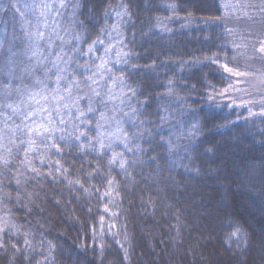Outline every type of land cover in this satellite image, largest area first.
<instances>
[{
    "label": "trees",
    "instance_id": "1",
    "mask_svg": "<svg viewBox=\"0 0 264 264\" xmlns=\"http://www.w3.org/2000/svg\"><path fill=\"white\" fill-rule=\"evenodd\" d=\"M72 2L73 30L91 40L125 13L120 68L138 93L144 151L126 153L127 173L64 148L33 162L38 175L0 176V264H264V117L215 99L230 56L219 1ZM184 110L195 132L177 156L160 117Z\"/></svg>",
    "mask_w": 264,
    "mask_h": 264
},
{
    "label": "snow or ice",
    "instance_id": "2",
    "mask_svg": "<svg viewBox=\"0 0 264 264\" xmlns=\"http://www.w3.org/2000/svg\"><path fill=\"white\" fill-rule=\"evenodd\" d=\"M73 7L70 0H29L23 10L11 0L7 6H0V12L6 14L14 9L19 14V32L14 30V38L26 43V55L31 53L30 63L23 69L31 76V83L13 88L10 81L6 82L4 88L15 91V99L11 91L0 90V176L9 183L12 179L20 182L13 175L20 165L38 175L33 162L39 159L44 165L52 149L57 155L64 148L86 155L97 153L108 160L109 169L118 167L124 173L128 165L126 153L144 151L140 147L144 121L139 119L142 113L133 100L138 93L126 83L124 69L119 67L127 64L128 56L120 38L125 13L117 12L111 29L105 27L91 40L60 22L63 10ZM81 44H87V49ZM100 52L103 55H95ZM85 55L89 57L87 62L81 60ZM82 63L87 66L81 68ZM224 68L231 71L227 65ZM161 142L167 151H172L170 137L165 142L161 136ZM41 148L47 151L41 152ZM108 183L111 185L112 180Z\"/></svg>",
    "mask_w": 264,
    "mask_h": 264
},
{
    "label": "rangeland",
    "instance_id": "3",
    "mask_svg": "<svg viewBox=\"0 0 264 264\" xmlns=\"http://www.w3.org/2000/svg\"><path fill=\"white\" fill-rule=\"evenodd\" d=\"M218 1L222 9L219 23L226 31L230 51L229 59L224 62V65H227L231 71H226L225 88L215 99L219 103H227L229 108L241 110L246 117H264V50H262L264 49V0ZM9 2L10 0H0V6H7ZM28 2L29 0H11V3L22 10ZM70 3H73L72 0ZM14 16L16 19H13ZM73 16L74 7L63 10V18H58L72 32H74L71 23ZM19 19V14L14 9H9L6 14L0 12V90L11 91L12 99L16 98V92L4 88L6 82L10 81L14 88L22 83L30 84L32 80L31 76L23 70L30 63L28 55L31 53L28 52L26 55V43L20 38H14V30L19 32L17 23ZM115 19L114 15L113 22ZM174 21L173 14L160 25L166 27ZM117 47L121 46L117 45ZM99 55L103 53L100 52ZM121 66L122 64L119 65ZM173 104L170 103V106L173 107ZM188 111L184 110V114L167 111L168 114L165 115L167 118L162 120L163 127L168 131L173 142L172 153L177 156L184 152L195 132V126L188 117ZM25 175L27 173L24 169L18 177L23 180Z\"/></svg>",
    "mask_w": 264,
    "mask_h": 264
}]
</instances>
